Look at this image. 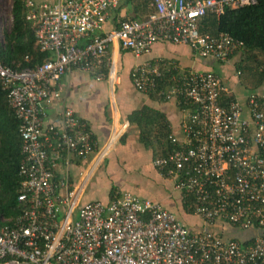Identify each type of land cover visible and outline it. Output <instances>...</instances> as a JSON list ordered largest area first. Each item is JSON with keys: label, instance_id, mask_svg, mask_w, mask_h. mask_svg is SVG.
Here are the masks:
<instances>
[{"label": "built area", "instance_id": "2783aa9c", "mask_svg": "<svg viewBox=\"0 0 264 264\" xmlns=\"http://www.w3.org/2000/svg\"><path fill=\"white\" fill-rule=\"evenodd\" d=\"M24 1L39 48L51 57L22 71L0 59V86L21 122L18 202L24 207L0 228V264H264V91L241 101L214 72H187L163 59L143 61L130 72L137 92L157 94L185 114L180 134L169 136L171 152L153 165L174 182L182 201L192 199L185 212L201 220L200 230L161 203L131 193L116 192L106 203L83 202L101 159L128 125L98 150L87 123L72 108L60 110L57 123L47 120L48 109L61 102L60 82L68 72L115 86L114 48L139 59L157 42H167L186 45L203 59L230 62L242 43L228 34H201L198 23L208 14L219 18L227 7L257 1L152 0L154 11L146 19L123 20L102 35L119 0ZM236 76L239 83L237 70ZM222 94L235 100L223 106ZM92 155L77 185L56 183L59 162L69 165ZM229 227L251 234L229 238Z\"/></svg>", "mask_w": 264, "mask_h": 264}, {"label": "crops", "instance_id": "0c3cea01", "mask_svg": "<svg viewBox=\"0 0 264 264\" xmlns=\"http://www.w3.org/2000/svg\"><path fill=\"white\" fill-rule=\"evenodd\" d=\"M56 1L37 0V3ZM136 2L137 0H119V6L110 10L100 35L116 29L123 20L136 18ZM238 57L235 56L226 64H220L201 58L186 45L157 42L149 54L139 59L128 51H118L116 48L111 51L110 58L114 61L119 75L114 87L107 81L97 82L92 76L83 72L76 70L68 72L60 82L63 91L61 102L48 109V121L57 123L59 111L64 107L72 108L87 123L97 142L98 150L120 132L121 126L128 125L123 132H120V138L115 141L109 156L97 168L86 188L83 202L96 200L106 202L110 200L112 192L131 193L140 199L150 198L158 201L174 214L181 212V218L188 220L181 193L174 190L172 180L162 176L154 167L152 148L140 143L138 129L131 126L127 119L133 111L149 106L165 115L173 131L172 134L178 136L185 114L176 103L137 92L131 83L130 72L136 64L146 60L163 59L174 62L187 72L216 73L214 67L218 63L222 74H216L232 89L233 94L243 101L247 94L241 90L237 76L234 75ZM261 90L264 91V86ZM94 156L92 155L87 161L81 160L79 164L73 162L75 158L69 165L64 161L59 162L55 169L56 183L60 185L66 180L73 188L79 182L80 173L92 163ZM59 188L64 189L61 186ZM170 189L175 192L174 195H171ZM195 228L200 230L202 225ZM250 234L251 231L229 227L226 236L244 240Z\"/></svg>", "mask_w": 264, "mask_h": 264}, {"label": "trees", "instance_id": "16d2710c", "mask_svg": "<svg viewBox=\"0 0 264 264\" xmlns=\"http://www.w3.org/2000/svg\"><path fill=\"white\" fill-rule=\"evenodd\" d=\"M151 1L137 0V19L130 20H144L153 13ZM256 1L255 5L243 8L227 7L219 18L208 14L198 23L201 34H228L242 43L232 58L239 56L236 70L240 72V88L247 95L261 91L264 86V0ZM26 14L25 1L13 0L11 28L4 30L3 42H0L2 64L16 71L34 69L51 57L49 52H41L35 38L36 26L26 20ZM103 71L107 75L109 70ZM150 96L161 99L157 94ZM234 100V95L221 96L223 106ZM127 119L131 126L138 129L140 143L152 148L154 159L169 155L172 150L169 136L173 131L164 114L149 106H143L133 111ZM20 126L21 122L8 104L7 93L0 86V228L10 225L24 210L18 202L23 181L19 174L23 159ZM73 162L79 164L81 160L75 159ZM113 194L114 192L110 199ZM191 202L190 197L184 198V210H187Z\"/></svg>", "mask_w": 264, "mask_h": 264}, {"label": "rangeland", "instance_id": "374dc122", "mask_svg": "<svg viewBox=\"0 0 264 264\" xmlns=\"http://www.w3.org/2000/svg\"><path fill=\"white\" fill-rule=\"evenodd\" d=\"M1 1V5H2V7H1V18H3V20H2V23H0V27H2L3 28V32H4V30H9L10 28H11V5H12V2H13V0H0ZM0 38H1V40L2 41H0V42H3V33H1L0 34ZM214 69L216 70L215 72L216 73H218V74H222L221 73V69H220V67H219V64L218 63H216L215 64V67H214ZM236 70V69H235ZM234 75H236V72L234 73ZM239 78H240V76H239ZM242 91H244V89H241ZM245 92V91H244ZM108 156H109V154H108ZM107 156V157H108ZM107 157H105V158H103V159H101V161H100V163H99V166L103 163V161H105L106 160V158ZM97 171V170H96ZM95 171V172H96ZM95 174V173H94ZM94 174H93V176H94ZM92 176V177H93ZM92 177H91V179H92ZM91 181V180H90ZM90 183V182H89ZM170 193H171V195H174L175 194V192H172V190L170 189ZM178 195V194H177ZM178 199V198H177ZM145 200H150V201H155V200H153V199H150V198H147V199H145ZM155 202H158V201H155ZM175 215L177 216V218L178 219H180V220H183L182 218H181V215H182V213L180 212V213H175ZM184 221V223L187 225V226H189L190 228H195V227H200L201 226V220L198 218V217H196V216H194V215H189L188 214V220H183Z\"/></svg>", "mask_w": 264, "mask_h": 264}]
</instances>
